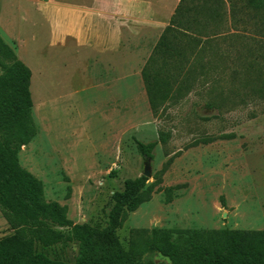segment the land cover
<instances>
[{"label":"rangeland","instance_id":"rangeland-1","mask_svg":"<svg viewBox=\"0 0 264 264\" xmlns=\"http://www.w3.org/2000/svg\"><path fill=\"white\" fill-rule=\"evenodd\" d=\"M0 5L7 18L20 19L5 0ZM225 9L201 13L194 85L158 113L142 76L113 88L84 78L78 84L74 76L71 88L85 90L60 100L30 89L39 131L20 163L44 183L47 201L68 206L76 224L104 228L113 194L143 175L147 159L135 139L158 142L144 201L118 231L142 260L171 264L144 251L154 229L169 230L179 244L203 231L264 230V0H225ZM11 234L0 209V239Z\"/></svg>","mask_w":264,"mask_h":264},{"label":"trees","instance_id":"trees-1","mask_svg":"<svg viewBox=\"0 0 264 264\" xmlns=\"http://www.w3.org/2000/svg\"><path fill=\"white\" fill-rule=\"evenodd\" d=\"M203 11L225 14V0H181L142 71L155 113L177 103L194 85L203 43L199 37ZM31 80L30 68L0 35V209L13 230L0 239V264H161L142 260L136 249L127 250L118 235L128 213L144 201L149 178L127 179L124 189L112 196L106 226L95 228L74 223L68 206L47 201L44 183L21 165L22 148L39 131ZM160 141L166 143L167 135L161 133ZM135 143L144 158L154 159L158 142L135 139ZM174 190L166 189L168 202ZM197 235L179 244L169 230L154 229L144 251H157L171 264H264V230Z\"/></svg>","mask_w":264,"mask_h":264},{"label":"crops","instance_id":"crops-1","mask_svg":"<svg viewBox=\"0 0 264 264\" xmlns=\"http://www.w3.org/2000/svg\"><path fill=\"white\" fill-rule=\"evenodd\" d=\"M180 1L5 0L20 19L0 5V35L32 71L31 86L60 100L85 90L71 88L74 76L99 88L141 77Z\"/></svg>","mask_w":264,"mask_h":264},{"label":"water","instance_id":"water-1","mask_svg":"<svg viewBox=\"0 0 264 264\" xmlns=\"http://www.w3.org/2000/svg\"><path fill=\"white\" fill-rule=\"evenodd\" d=\"M151 159H147L144 165V172L143 175L147 178H151L152 176V170H151V165H150Z\"/></svg>","mask_w":264,"mask_h":264}]
</instances>
